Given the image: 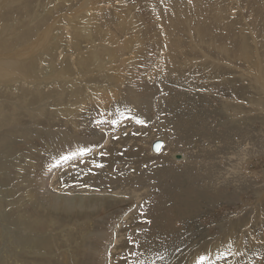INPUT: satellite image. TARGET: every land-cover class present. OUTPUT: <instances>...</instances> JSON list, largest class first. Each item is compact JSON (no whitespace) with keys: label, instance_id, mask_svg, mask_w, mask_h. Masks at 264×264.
<instances>
[{"label":"rangeland","instance_id":"1","mask_svg":"<svg viewBox=\"0 0 264 264\" xmlns=\"http://www.w3.org/2000/svg\"><path fill=\"white\" fill-rule=\"evenodd\" d=\"M0 29V264H264V0H0ZM131 137L176 144L137 197L104 182L142 164L53 167L122 139L133 155Z\"/></svg>","mask_w":264,"mask_h":264},{"label":"bare ground","instance_id":"2","mask_svg":"<svg viewBox=\"0 0 264 264\" xmlns=\"http://www.w3.org/2000/svg\"><path fill=\"white\" fill-rule=\"evenodd\" d=\"M168 1V0H167ZM59 3V2H58ZM50 10H51V8H50ZM85 10H83V12H84ZM87 11H88V9H87ZM257 12V11H256ZM78 13V12H77ZM72 16V15H71ZM75 16V15H74ZM81 19H80V21L82 20V19H84V20H86L85 18H84V16L83 17H80ZM95 18V17H94ZM93 19V18H92ZM77 20V19H76ZM74 21V20H73ZM71 22V21H70ZM92 22V21H91ZM80 23V22H79ZM82 23H83V20H82ZM71 24H73V23H71ZM92 24V23H91ZM88 25H90V23H87V26ZM78 27V26H77ZM95 27V26H94ZM93 28V27H92ZM91 28V29H92ZM1 30V29H0ZM58 30V29H57ZM2 32V31H1ZM4 32V31H3ZM80 32V31H79ZM41 34V33H40ZM74 34H75V32H74ZM4 35V34H3ZM2 35V36H3ZM79 35H81V34H79ZM83 35V34H82ZM36 36V35H35ZM89 36V35H88ZM87 36V37H88ZM51 37V36H50ZM75 38V37H74ZM106 39V38H105ZM107 40V39H106ZM38 41V40H37ZM101 41V40H100ZM42 42V41H41ZM72 42V41H71ZM35 43V42H34ZM38 43V42H37ZM73 43V42H72ZM79 43V42H78ZM42 45H43V43H42ZM119 45V44H118ZM45 46V45H44ZM93 46V45H92ZM115 46V45H114ZM120 46V45H119ZM121 47V46H120ZM46 48V47H45ZM52 48V47H51ZM107 47H105V49H106ZM98 49V48H97ZM113 49V48H112ZM121 49V48H120ZM101 50H103V49H101ZM107 50V49H106ZM109 50V49H108ZM110 51V50H109ZM116 51V50H115ZM124 51V50H123ZM103 52L104 53H108V52H106V51H104L103 50ZM5 53V52H4ZM96 53H97V51L96 50H94V56L93 57H96L95 55H96ZM115 53V52H114ZM120 53V52H119ZM123 53V52H122ZM67 54V53H66ZM91 54L93 55V50H90V56H91ZM109 54V53H108ZM121 54V53H120ZM77 55V54H76ZM123 55V54H122ZM2 56V55H1ZM97 56H99V54L97 55ZM101 56V55H100ZM124 56V55H123ZM32 57V56H31ZM88 55L87 56H84V59H88ZM121 57V56H120ZM24 58V57H23ZM27 58H28V56H27ZM62 58V57H61ZM101 58V57H100ZM117 58V57H116ZM123 58V57H122ZM121 58V59H122ZM6 59V58H5ZM4 59V60H5ZM30 59V58H29ZM59 59V58H58ZM64 59V58H63ZM62 59V60H63ZM69 59V58H68ZM74 59V58H73ZM97 59V58H96ZM61 60V61H62ZM100 60H102V59H100ZM119 60V59H118ZM125 60H126V58L124 57V59L119 63V65H122V63H123V61L125 62ZM9 61V60H8ZM50 61V60H49ZM56 61V60H55ZM86 61V60H85ZM23 63V62H22ZM90 63V62H89ZM3 64H6L7 66L8 65H11V63H3ZM84 64V63H83ZM87 64V63H86ZM164 64V63H163ZM162 64V65H163ZM0 65H2V63L0 64ZM5 65V66H6ZM23 65V64H22ZM52 65V64H51ZM5 66H3L4 68H5ZM17 66V65H16ZM21 66V65H20ZM109 66V65H108ZM164 66V65H163ZM78 67H79V65H78ZM94 67V66H93ZM4 68H0V69H4ZM8 68V67H7ZM11 68V67H10ZM49 68V67H48ZM105 68H107V67H105ZM5 70V69H4ZM11 70V69H10ZM60 70V69H59ZM5 71H9V70H5ZM5 71L3 72V73H5ZM173 72V71H172ZM0 73H1V70H0ZM43 73V72H42ZM58 74V73H57ZM88 74V73H87ZM90 74V73H89ZM130 74V73H129ZM122 75V74H121ZM60 76H61V74H60ZM91 76V75H90ZM98 76V75H97ZM105 76V75H104ZM96 77V76H95ZM94 77V78H95ZM57 78V77H56ZM4 79V78H3ZM65 79V78H64ZM91 79V78H90ZM104 79H106L105 77H104ZM49 80V79H48ZM58 80V79H57ZM35 81V80H34ZM45 81V80H44ZM50 81V80H49ZM86 81V80H85ZM114 81V80H113ZM117 81V80H116ZM63 82V81H62ZM84 82V81H83ZM104 82V81H103ZM122 82V81H121ZM69 83V82H68ZM90 83V81L87 83V84H89ZM84 84H86V83H84ZM116 84V83H115ZM104 85V84H103ZM83 86V85H82ZM107 86V85H106ZM40 87V86H39ZM86 87V86H85ZM90 87V86H89ZM97 88V87H99V86H94V88ZM23 88V87H22ZM35 88V87H34ZM84 88V87H83ZM104 88H105V86H104ZM108 88V87H107ZM36 89H38V87H36ZM35 89V90H36ZM75 89H77V88H75ZM75 89H73L71 92H70V94L69 95H71V96H73L74 98H75V100H76V103H77V105H78V103H81L82 105L83 104H85V99L86 98H84V96H83V98L82 97H80L78 94H79V92H81V91H79L78 92V94L76 93V91H78V90H75ZM89 89H91V88H89ZM15 90V89H14ZM91 91V93L92 92H94V90L92 91V90H90ZM115 91V90H114ZM39 92V91H38ZM88 92H89V90H88ZM6 93V92H5ZM82 93V92H81ZM87 93V92H86ZM90 93V92H89ZM100 93V92H99ZM98 93V94H99ZM102 93V92H101ZM115 93V92H114ZM114 93H112L113 95H114ZM40 94V93H39ZM83 94V93H82ZM93 94H95V93H93ZM103 94V93H102ZM107 94V93H106ZM110 94H111V92H110ZM109 94V95H110ZM112 94H111V96H112ZM87 95V94H86ZM97 95V94H96ZM116 95V94H115ZM94 96V95H93ZM97 96H99V95H97ZM97 96H95V97H97ZM108 96V95H107ZM70 97V96H69ZM89 97H91L90 96V94H89ZM94 97V98H95ZM102 97V96H101ZM105 97V96H104ZM109 98H110V96H108ZM112 97H114V96H112ZM117 97V96H116ZM72 98V97H71ZM103 98V97H102ZM70 99V98H69ZM87 100V99H86ZM99 100L100 101H103V100H101L100 98H99ZM98 100V101H99ZM78 101V102H77ZM88 101H90V100H88ZM97 101V100H96ZM87 102V101H86ZM100 103H102V102H100ZM99 103V104H100ZM104 104V105H103ZM76 105V106H77ZM102 105L103 106H105L106 104L103 102L102 103ZM76 106L74 105V107L72 108V109H70V107H68V108H66L64 111L66 112V114L67 115H69V116H76V113H75V108H76ZM77 107H79V106H77ZM86 108V107H85ZM105 108V107H104ZM80 111H81V109H80ZM86 111V110H85ZM194 119V118H193ZM166 120V119H165ZM167 121V120H166ZM72 122V121H71ZM67 123V122H66ZM72 125H73V122H72ZM188 126V125H187ZM164 127V126H163ZM191 127V126H190ZM202 127V126H201ZM200 127V128H201ZM172 129V128H171ZM175 129V128H174ZM183 130V129H182ZM184 130H186V129H184ZM190 130V129H189ZM119 131V130H118ZM213 131V130H212ZM172 132H173V130H172ZM176 133V132H175ZM193 133V132H192ZM164 134V133H163ZM183 134V133H182ZM218 134V133H217ZM136 135V134H135ZM169 135V134H168ZM170 135H172L171 133H170ZM173 136V135H172ZM171 137V136H170ZM185 137V136H184ZM132 139H133V137H131ZM180 138H181V136H180ZM166 139V138H165ZM122 141H123V139L122 140H120V141H118L117 142V145H118V147L114 150V148L113 147H111L110 145H106L107 147H108V150H107V152H106V155H101V153H99V151H94V152H90L87 156H84V162H86V161H96L97 163H99L100 164V160H108V159H110L111 161L109 162V164H108V166L110 167V169H112V170H108L109 172H113V169L115 168V166H116V164L117 163H121V164H123V166L124 167H126L127 165H134L135 167H140V165L142 164V169H137V170H133L132 172H131V174L132 175H125V176H123V177H125L123 180L124 181H122V179H116V180H109V181H107V182H104V184H107V187L108 188H110V187H113V185H114V183H120V185H121V187H125V189H127V190H130L132 193H133V196H138V194L136 193V190H135V188L133 189V188H126V187H130V185L131 184H127V182H130L129 180H132V179H135L136 177H137V173L139 174L140 172H142V170H144V168H143V166L144 165H146L147 166V168H148V166H150V168L152 169V168H155L154 167V165H155V163L154 164H152L153 163V161H152V163L150 162L151 160H153V159H161L160 157L162 156V157H164L163 159L164 160H167V158L169 157L168 155L167 156H164V155H166V151L168 150V151H175V150H173V145H176L175 144V141L174 140H171V142L170 141H167V140H162V139H160V140H155V141H153V142H150L149 143V146H148V151H150V153H144L143 154V145H141V143L139 142V140L138 139H133L132 141L130 140V142H132V143H135L136 145H137V149L134 151V154L133 155H131V151L132 150H126V143L124 142L123 143V146H121V143H122ZM163 141V142H162ZM181 141V140H180ZM194 141H196V140H194ZM204 141V140H203ZM129 142V141H128ZM146 142V141H145ZM183 142V141H182ZM186 142V141H185ZM109 143V142H108ZM118 143H120V144H118ZM152 143V144H151ZM172 143H173V145H172ZM180 143V142H179ZM157 144H163V147L160 149V151H156V148H155V146L157 145ZM167 144V147L165 146ZM183 144V143H182ZM146 145V144H145ZM171 147H170V146ZM228 145V144H227ZM253 145V144H252ZM252 145H250V146H252ZM125 146V147H124ZM183 146H185V145H183ZM182 146V147H183ZM164 147H166V149H164ZM207 147V146H206ZM253 147V146H252ZM208 148V147H207ZM146 149V148H145ZM215 149V148H214ZM252 149V148H251ZM242 150V149H241ZM256 149H254V151H255ZM184 151V150H183ZM228 151V150H227ZM250 149L248 148V147H246V148H244V152H247V154L249 155L250 154ZM253 151V152H254ZM216 152V151H215ZM170 153V155H171V159L172 158H174L175 159V154H178L177 152H169ZM203 153V152H202ZM107 154H109V156L107 155ZM243 154V153H242ZM156 155V156H155ZM232 155V154H231ZM131 156H133V157H131ZM217 157V156H216ZM222 157V156H221ZM221 157H219V158H221ZM185 158V156L183 155V158H178V156H176V159H178V160H183ZM215 158V157H214ZM218 158V157H217ZM134 159H136V160H134ZM192 159V158H191ZM229 160V159H228ZM231 160V159H230ZM203 161V160H202ZM215 161V160H214ZM182 162V161H181ZM199 162V161H198ZM157 163V162H156ZM232 162H230V161H228L227 162V167H225L226 169H222V170H225V171H222L223 173L225 172L227 175H228V173L230 172V170L232 169H234V167H230V166H235V163L234 164H231ZM78 164V163H77ZM79 164H80V162H79ZM84 164L85 163H83V166H84ZM112 164V165H111ZM216 164V163H215ZM217 165V164H216ZM81 165H78L77 167H76V169L78 170V172H76V174L77 175H79L80 174V172L81 171H83L82 169H81V167H80ZM194 166V165H193ZM93 167V166H92ZM157 167V166H156ZM192 167V166H191ZM206 167V166H205ZM208 167V166H207ZM207 167H206V169H207ZM219 167V166H218ZM220 167H221V165H220ZM95 167H93L92 169H94ZM100 168V167H99ZM200 170V169H199ZM205 170V169H204ZM204 170H203V172H204ZM107 170H105V169H101V170H99L98 172L100 173V175H110L109 174V172H108ZM156 171L158 172V171H160V169H159V167L156 169ZM130 172V171H129ZM195 172V171H194ZM202 172V173H203ZM207 172V171H206ZM221 172V173H222ZM232 172V171H231ZM89 174H88V178H90V179H95V175L92 173V172H88ZM114 173V172H113ZM201 173V172H200ZM200 173H198L199 174V178H201L200 180H203L202 179V177H201V175H200ZM220 173V174H221ZM205 174H207V173H205ZM218 174V173H217ZM87 175V174H86ZM139 175H142V174H139ZM189 175V174H188ZM197 175V174H196ZM202 175H204V174H202ZM232 175V174H231ZM186 176V175H185ZM206 176H208V175H206ZM219 176V175H218ZM218 176H216L215 177V175H213V177H215V178H218ZM224 176H226V175H224ZM105 177V176H104ZM122 177V178H123ZM191 177V176H190ZM195 177V176H194ZM120 178V177H119ZM185 178V177H184ZM187 178V177H186ZM193 178V177H192ZM196 178H198V177H196ZM208 178V177H207ZM224 178V177H223ZM230 178V177H229ZM206 179V178H205ZM214 179V178H213ZM243 178H241V177H239V176H237V177H235V182H234V184H239L240 185V181H243L242 180ZM188 180V179H187ZM193 180H194V178L191 180V183H193ZM199 179L197 180V181H200ZM215 180V179H214ZM219 180V179H218ZM217 180V181H218ZM137 181V180H136ZM197 181H195L194 183H196ZM208 181H209V179H208ZM211 181V180H210ZM135 182V181H134ZM188 183H189V181H187ZM206 183L205 184H207V180L205 181ZM220 182H221V180H220ZM137 183V182H136ZM146 183V182H145ZM144 183V184H145ZM174 183V182H173ZM214 183V182H213ZM218 183V182H217ZM198 184H200V183H197V186H198ZM209 184H212V182L211 183H209ZM215 184V183H214ZM139 185H141V183H139ZM195 185V184H194ZM219 185V184H218ZM239 185H237V186H239ZM210 186H212V185H209V188H210ZM215 186V185H214ZM236 186V185H235ZM179 187V186H178ZM192 187H193V185H192ZM203 187H204V185H203ZM205 187H208V186H205ZM93 188H98V189H101V190H99V191H103V192H106L107 190H105V189H107L106 188V186H104V187H93ZM114 188V187H113ZM180 188V187H179ZM185 188V187H184ZM188 188V187H187ZM195 188V187H194ZM193 188V189H194ZM198 188V187H197ZM199 189V188H198ZM197 189V190H198ZM239 189V188H238ZM109 190V189H108ZM122 189L120 188V190L119 191H117V193L118 192H120ZM200 190V189H199ZM222 189H220L219 191H221ZM174 191V190H173ZM201 191V190H200ZM208 191V190H207ZM213 191V190H212ZM237 191V190H236ZM108 192V191H107ZM140 192V191H139ZM142 192V191H141ZM177 192V191H176ZM199 192V191H198ZM211 192V191H210ZM2 194H3V192H1ZM124 193V192H123ZM179 193V192H178ZM190 193H191V191H190ZM193 193V192H192ZM141 194V193H140ZM29 195H31L32 196V194H29ZM143 195V194H142ZM160 195V194H159ZM176 195H178V194H176ZM190 195V194H189ZM194 195V194H193ZM207 195V194H206ZM154 196V195H153ZM179 196V195H178ZM157 197V196H156ZM156 199V198H155ZM195 199H196V197H195ZM2 200V199H1ZM36 200V199H35ZM93 200H94V198H93ZM190 200V199H189ZM192 200V199H191ZM137 201V200H136ZM141 201V200H140ZM145 201V200H144ZM1 202V201H0ZM192 202H194V201H192ZM175 203H176V208H181V206H183L184 205V200H181V199H177L176 201H175ZM140 204V203H139ZM148 204V203H147ZM190 204V203H189ZM142 206V205H141ZM165 206V205H164ZM144 207V206H143ZM151 207H154L153 209H155L156 210V213L159 215L160 213H161V210H162V208H163V205H159L158 204V201H154V203H152L151 204V206H150V208ZM1 208V207H0ZM145 208H146V206H145ZM140 210V209H139ZM167 211V210H166ZM82 212V211H81ZM164 213V212H163ZM167 214V213H166ZM169 214V213H168ZM19 215V214H18ZM22 216V215H21ZM235 218V217H234ZM24 219H26V218H24ZM20 220H21V218H20ZM223 222V221H222ZM225 222V221H224ZM149 223V222H148ZM226 224V223H225ZM147 226V225H146ZM132 227V226H131ZM152 233V232H151ZM85 235V234H84ZM84 235H83V237H84ZM72 236V235H71ZM145 237H146V235H145ZM0 238H1V236H0ZM254 238V237H253ZM147 239V238H146ZM62 240V239H61ZM142 240H143V238H142ZM257 240V239H256ZM255 240V241H256ZM29 241H31V240H29ZM140 241H141V239H140ZM149 241V240H148ZM251 242H254V241H252L251 240ZM259 242V241H258ZM255 244H257V243H255ZM141 246V245H140ZM151 250V249H150ZM29 252V251H28ZM153 256V255H152ZM156 256V255H155ZM123 259V258H122Z\"/></svg>","mask_w":264,"mask_h":264},{"label":"snow or ice","instance_id":"3","mask_svg":"<svg viewBox=\"0 0 264 264\" xmlns=\"http://www.w3.org/2000/svg\"><path fill=\"white\" fill-rule=\"evenodd\" d=\"M104 121H100V123H103ZM137 123L143 124L144 122L141 120H137ZM113 125L119 123V121L113 120L111 121ZM163 147L162 144H157L155 146L156 151H160V149ZM91 152L90 148L82 147L79 148L77 151L70 152L68 154H62L59 157L56 158V162L53 165V167H61L64 164H68L70 161H75L78 157H83ZM101 155H104V153H101ZM83 162V161H81ZM92 164L94 167H103L102 164L97 163L96 161H92ZM75 167V165H73ZM51 170V169H50ZM91 169H89L90 171ZM129 242H131V239L129 238ZM223 258V253H220L216 256V260H219ZM196 264H215V261L210 259L209 256L200 255Z\"/></svg>","mask_w":264,"mask_h":264}]
</instances>
